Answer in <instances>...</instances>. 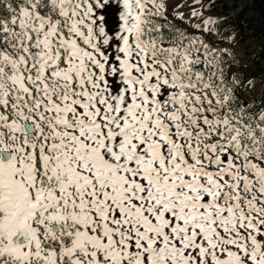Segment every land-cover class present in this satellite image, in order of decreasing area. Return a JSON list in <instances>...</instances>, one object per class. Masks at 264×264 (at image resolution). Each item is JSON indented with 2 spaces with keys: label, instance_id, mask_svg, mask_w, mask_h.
Here are the masks:
<instances>
[{
  "label": "snow or ice",
  "instance_id": "snow-or-ice-1",
  "mask_svg": "<svg viewBox=\"0 0 264 264\" xmlns=\"http://www.w3.org/2000/svg\"><path fill=\"white\" fill-rule=\"evenodd\" d=\"M246 2L0 0V264H264Z\"/></svg>",
  "mask_w": 264,
  "mask_h": 264
},
{
  "label": "trees",
  "instance_id": "trees-1",
  "mask_svg": "<svg viewBox=\"0 0 264 264\" xmlns=\"http://www.w3.org/2000/svg\"><path fill=\"white\" fill-rule=\"evenodd\" d=\"M242 7L243 11L240 19L243 20L244 16L252 17L239 27V31H241L243 35L242 40L248 38L257 40V52H259V46L264 43V0H247V2L242 5ZM213 10L218 14V16H224L229 11V5L224 4L222 10L219 6ZM255 61H264V56H262L261 59ZM262 70L264 69H260V71L256 74L259 75Z\"/></svg>",
  "mask_w": 264,
  "mask_h": 264
},
{
  "label": "rangeland",
  "instance_id": "rangeland-1",
  "mask_svg": "<svg viewBox=\"0 0 264 264\" xmlns=\"http://www.w3.org/2000/svg\"><path fill=\"white\" fill-rule=\"evenodd\" d=\"M209 14L213 16H218V14L214 10H212ZM253 48H255V50L257 51L258 42L257 40L253 38H248V39H244L241 41V46L238 49V51H242L244 53L245 59H247L248 57L252 55ZM250 63L252 64V67L254 68L255 73L259 72L260 69H264L262 68V65H264V61H259V62L250 61Z\"/></svg>",
  "mask_w": 264,
  "mask_h": 264
}]
</instances>
